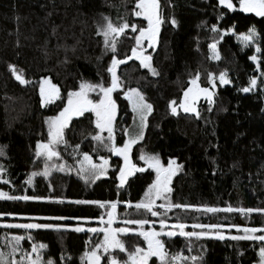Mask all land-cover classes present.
<instances>
[{"label":"trees","instance_id":"obj_1","mask_svg":"<svg viewBox=\"0 0 264 264\" xmlns=\"http://www.w3.org/2000/svg\"><path fill=\"white\" fill-rule=\"evenodd\" d=\"M135 0H0V146L6 155L0 157V165L6 171L0 182V192L13 196H29L31 200L0 199V222H32L59 226L48 229L19 231L0 227V248L6 238L22 235L21 247L30 251L33 244H46L44 260L55 264H84L81 259L91 245L100 240L86 231L76 232L74 226L82 221L86 225L106 218L110 207L101 208L96 203L78 204L73 201L116 202L118 220L149 219L143 210L127 207L140 202L153 182L151 169L136 172L127 183L119 186L120 159L114 157L100 142L92 139L101 134L95 126L93 113L72 117L64 130L65 144L55 150L59 159L48 161L50 175L32 177L33 172H43L45 158L36 157V146L47 140L45 121L63 106L70 92L79 89L82 82L91 84L111 83L108 71L112 59H126L134 48L132 37L137 32L126 30L117 41L115 53L105 48L104 38L98 32L105 17L114 24L125 20L137 25L144 23L133 18ZM233 3L239 9L238 0ZM160 25L155 47H149L152 67L159 75L141 68L135 59L128 60L117 71L121 87L112 93L117 105L113 125L115 144L123 146L126 131L133 122V113L126 98L128 89H138L147 103L152 105L143 130V139L133 145L132 162L142 166L141 154L159 155L167 164L175 159L183 169L171 182L169 194L172 203L190 205L187 210L172 209L162 215L172 223L193 225H225V237L242 235L230 227H264V213L240 212L207 213L206 207L264 209V17L240 10L231 11L219 4V0H160ZM175 20L176 23H171ZM217 26L220 31L211 29ZM255 28L258 36L245 46L240 39ZM227 32V35H223ZM223 36L222 39L220 37ZM216 43L220 59H213L210 47ZM259 47L260 52L255 49ZM252 56L258 60L253 61ZM16 66L29 84L15 79L10 66ZM129 78L126 80L124 73ZM221 73L230 83L222 84ZM199 74L198 84L213 92L209 104L200 94L196 108L200 115L185 113L179 108L178 115L171 112L170 102L177 107L183 102V94L190 81ZM211 77L215 78V87ZM49 78L60 90V99L43 104L40 82ZM256 88L249 92L241 89ZM105 138L107 133H102ZM104 144L110 145L107 139ZM79 145L77 149L76 146ZM83 153L93 161L101 157L109 160L106 176L95 182L85 183L78 174L77 165ZM65 166L58 171L54 165ZM167 204V201L162 200ZM197 209H200L199 211ZM165 211V210H164ZM162 211L161 213H164ZM64 219H56V218ZM215 230H211L213 232ZM31 236L32 239H27ZM126 239L129 249L144 243L132 235ZM91 241V244L89 243ZM170 256L183 253L196 256L193 262L177 261L174 264H260L258 241L218 239L203 237L191 240L175 236L164 240ZM191 243V251L188 245ZM20 260V253L15 256ZM101 264H107L102 257ZM149 264H160L152 258Z\"/></svg>","mask_w":264,"mask_h":264},{"label":"snow or ice","instance_id":"obj_2","mask_svg":"<svg viewBox=\"0 0 264 264\" xmlns=\"http://www.w3.org/2000/svg\"><path fill=\"white\" fill-rule=\"evenodd\" d=\"M239 9L233 3V0H219V4L225 6L231 11H243L248 13H254L256 16L264 17V0H238ZM133 15L136 17H142L147 21V27L139 29V35L134 37L136 42V47L132 48L131 55L126 59L113 58L111 66L108 71L111 73V85L109 87H104L103 84H91L88 82H82L79 86V91L70 92L67 98V106L59 113L58 116L50 117L46 121L48 125V140L47 142L41 141L37 144L36 157L45 158V169L43 172H33L27 183H32V177L48 176L50 175V170L47 162L52 161L53 158H61L60 152L55 150V146L59 144H65L64 140V130L69 126L73 116H84L85 113H95L96 121L95 126L100 130V133L107 131L108 136L105 138L101 134L94 135L93 140L100 142V144L107 148L108 151L114 153L116 156L123 157V166L118 170L119 186L123 187L127 183L129 176L134 175L136 172H144L148 169H151L155 172V180L152 184L149 185L146 192L144 193V199L140 202L133 205L131 202H127V207L135 208L136 210H143V212L150 214L152 217H161L162 215L166 216L167 212L172 209H189L190 205L172 203L170 201L169 194L172 192L171 182L175 175L178 174L180 170L183 169V165L179 164L177 160L170 159L165 165L159 155H149L141 154L140 160L145 161L147 164V169L143 167H137L136 164L132 163L130 158L131 150L133 145L137 144L140 140L143 139V127L147 115L152 112V105L147 103L143 94L135 88L128 89L126 96L132 102V110L137 114L140 120V131H138L134 136H130L129 139L121 147H117L115 144L114 136V121L117 115V105L112 98V93L121 87L120 77L117 75V69L121 64H125L128 60L137 59L140 61L141 65L144 68L150 69L152 75H159L155 68L151 66V55L144 54V45L143 41H148V47H154L158 34L160 31V25L163 23L162 15L160 13V0H137L133 9ZM105 23L101 26L99 35H102L104 38L105 48L115 53L117 51V41L119 37L126 34V30L129 28L132 32H137V27L135 25H130L126 20L120 24H114L111 19L108 17L104 18ZM171 23L175 24L176 21L172 20ZM213 32H218L220 29L217 26H213L211 29ZM227 32H224L223 35H227ZM258 34L255 28L249 30L247 34H242L240 39L244 42L245 46H249L256 38ZM223 36L220 37L222 39ZM213 52V59H220L217 52L216 43L210 45ZM257 52H260L261 49L256 47ZM253 61H257V56H252ZM10 70L15 76V79L18 80L21 84H29L31 81H28L24 78L23 73L16 68V66H10ZM212 80V86L215 87V78L210 76ZM219 80L222 84L230 83L226 79V74L221 73ZM199 74L194 76L190 81L192 87H189L187 91L183 94V102L178 106L185 113H193L199 117L200 113L196 108V101L200 94H204L208 99L209 104L213 103V92L208 88H202L198 84ZM257 80H251V87L243 88L241 91L249 92L252 89L256 88ZM99 90V93H102V97L98 101H93L89 98L88 93L96 92ZM40 95L43 100V104L46 106L50 103H54L56 100L60 99V90L55 85L52 84L49 78H44L40 82ZM171 112L174 115H178L177 103L175 100L170 102ZM107 139L111 142L110 145L104 144V140ZM67 146V145H66ZM79 148V145L76 146ZM6 155L4 146H0V157ZM103 162L101 164H96L93 162L92 156L88 153H83V159L79 161L80 171L86 175L83 177L85 183L89 181L95 182V180L100 179L102 176H105L107 173V168L109 166V160L103 157L100 158ZM56 170L64 171L65 166L54 165ZM6 171L3 165H0V182L4 184L10 183L7 179H2V174ZM0 199L3 200H31L36 199L35 197L29 196H13L9 195L6 192H0ZM157 200H165L167 204L161 203L158 206L156 205ZM73 203L78 204H87V203H96L101 208L110 207V211L106 213L107 219L105 220L104 216H101L100 222L106 227L100 228H88L75 227L74 231L84 232L88 231L91 233H100L102 234V240L97 241L95 244H92V250L86 251L81 257L82 260L88 262V264H101L102 256L99 254L101 250L104 254H110L113 251L119 250V252L127 251L125 243L119 238L121 234L128 235L130 232L134 231L129 228H113L112 224L116 219V209L119 201L116 202H96V201H73ZM156 207L164 209V213L154 210ZM198 211L200 209H197ZM202 211L207 213H217V212H240L244 214H250L254 211L264 213V209H244V208H215V207H206ZM64 219V218H56ZM156 221H150L149 219H126L123 221L126 225H138L140 231L138 235L143 237L144 241L147 243L146 249L143 247H136L134 250L128 252V259L125 261H120L117 257L113 256L109 261V264H149L151 258L156 257L160 264H174L177 261H187L191 260L195 262L198 258L196 256H185L183 253H178L175 255L169 254L166 249L165 242L160 237L172 238L175 236H182L189 240L195 237L197 240L205 236H209L211 230L216 231V238L225 239L230 238L232 240H252L258 241L261 244H264V227H243L239 228L236 225H231L230 227L236 228L238 231H241L242 235H233L231 237H225L222 235L219 230L224 228L225 225L221 224H202L195 223L191 227L196 229H208L209 231H185L188 227L185 223H176L173 225H168L166 219H160L159 224L161 230L157 231L154 228L150 230H144L145 225L153 224ZM9 228H22V229H48L55 228L57 231L60 230L59 226L49 225V224H38V223H28V224H9L5 225ZM165 228H171L174 230L164 231ZM178 230V231H176ZM257 233H261L257 235ZM7 239V238H6ZM26 239L25 236L18 235L13 236L8 240V244L11 247V250L8 253L0 251V264H55L51 259L44 260L43 250L47 248L46 244H33L30 251H25L21 247V241ZM27 239L31 240L32 237L28 236ZM91 244V241H89ZM192 245L189 243L188 250L191 251ZM17 253H20V260L17 261L15 256ZM260 264H264V246L259 248Z\"/></svg>","mask_w":264,"mask_h":264},{"label":"rangeland","instance_id":"obj_3","mask_svg":"<svg viewBox=\"0 0 264 264\" xmlns=\"http://www.w3.org/2000/svg\"><path fill=\"white\" fill-rule=\"evenodd\" d=\"M128 1H130V0H128ZM136 2H137V0H135ZM135 2V3H136ZM135 5V4H134ZM133 18H138V19H140V20H142V23L141 24H143L144 22V25H143V27L142 28H145V27H147V21L146 20H144L142 17H136L135 15H133ZM133 25H135V24H133ZM136 27H137V25H135ZM129 30H131L130 28H129ZM139 35V29L137 30V34L136 35H134L133 37H132V40H133V42H134V47H136V42H135V39H134V37H136V36H138ZM120 38V37H119ZM143 45H144V54L145 55H151V52L152 51H150V50H148V41H143ZM155 47V46H154ZM151 48H153V47H151ZM138 63H139V65H140V67L141 68H144L142 65H141V63H140V61L139 60H137V59H135ZM122 65V64H121ZM121 65L118 67V69H117V71H119V70H121L120 68H121ZM111 66V65H110ZM151 66H152V60H151ZM144 69H146V70H149L150 71V69H147V68H144ZM127 73H124V77L126 78V80L129 78V76H127L128 75V71H126ZM110 73V72H109ZM110 78H111V73H110V76H109ZM110 85H111V83H110ZM110 85H108L107 87H109ZM104 87H106V86H104ZM77 91H79V89L77 90ZM88 96H89V98L91 99V100H93V101H98L101 97H102V93H99V90H97L96 92H89L88 93ZM68 98V97H67ZM126 98H127V96H126ZM128 101H129V105H130V109L132 110V102L129 100V99H127ZM198 100V99H197ZM197 102V101H196ZM197 105V104H196ZM67 106V99H66V101H65V103H64V106L55 114V115H53V116H50V117H55V116H58L59 115V113L63 110V108L64 107H66ZM177 109L179 110V107H177ZM132 113H133V122H132V124H131V126L127 129V131H126V141L129 139V137L130 136H134L138 131H140V120H139V117L137 116V114L132 110ZM94 114V116H95V113H93ZM149 115V114H148ZM148 115H147V117H148ZM117 116V115H116ZM50 117H48V118H50ZM48 118L46 119V121L48 120ZM115 119H116V117H115ZM46 121H45V128H46V133H47V140H48V125H47V123H46ZM95 121H96V117H95ZM146 121H147V118H146ZM146 121H145V124H146ZM115 122V121H114ZM98 130V132H100V130L99 129H97ZM143 130H144V127H143ZM103 133H107V131H105V132H103ZM108 134V133H107ZM47 140H46V142H47ZM125 141V142H126ZM55 147H57V145L55 146ZM36 150H37V147H36ZM132 151V150H131ZM83 159V158H82ZM81 159V160H82ZM80 160V161H81ZM140 160V159H139ZM94 163H96V164H101L103 161L100 159V160H98V161H93ZM140 162L143 164L142 166H139V167H143V168H146L147 169V164L145 163V161H143V160H140ZM165 165H167V164H165ZM110 168V165L108 166V168H107V171H108V169ZM120 168H121V164H120ZM77 171H78V174L81 176V177H84L86 174L85 173H82L81 171H80V164H79V162H78V165H77ZM153 171V170H152ZM153 173H154V179H153V181L155 180V172L153 171ZM106 176V175H105ZM133 175H131V176H129L128 177V179L129 178H131ZM102 177H104V176H102ZM128 179H127V181H128ZM83 180H84V178H83ZM118 180H119V178H118ZM85 181V180H84ZM120 183V182H119ZM153 183V182H152ZM151 183V184H152ZM144 199V195H143V198H142V200ZM162 203V200H157L156 201V205L158 206L159 204H161ZM154 210H156V211H159V212H162V211H164V209H161V208H159V207H156ZM148 216H150V218H149V220L150 221H156L155 223H153V224H149V225H145L144 226V230H150V229H155V230H157V231H160L161 230V226H160V224H159V220L160 219H162V216L161 217H152L150 214H148V213H146ZM108 217L106 216V218H105V220L107 219ZM86 222L87 221H82L81 223H78V224H76V225H74V226H71V228L72 229H74L75 227H83V228H85V229H88V228H100V227H106L107 225H104V224H102L101 222H100V220H97V221H90V222H93L92 224H88V225H86ZM28 223H32V222H21V221H14V222H11V223H3V222H0V227H6L5 225H9V224H28ZM167 223H168V225H173V224H176L175 222L174 223H172V222H168L167 221ZM112 227L113 228H129V229H132V230H134V231H132V232H130L129 233V235H132L133 237H136V238H138L140 241H142L143 243H144V245L143 246H139V245H133V246H131L129 249L127 248V245H126V239L125 240H123L121 237L122 236H126V235H123V234H121L120 236H119V238L125 243V247H126V249H127V251H125V252H119V250H116V251H113V252H111L110 254H104L103 253V251L101 250V252L99 253L102 257H105L106 258V263L107 264H109V261L111 260V258L113 257V256H115V257H117L120 261H125V260H127L128 259V252H130V251H132V250H134L136 247H143V248H145L146 249V247H147V243H146V241H144V239H143V237H141V236H139L138 235V232L140 231V229H139V226L138 225H126V224H124L123 223V220H118L117 218L115 219V221H114V223L112 224ZM6 228H9V227H6ZM13 229H16V230H19V231H23V230H29V229H22V228H14L13 227ZM170 230H174V229H171V228H165L164 229V231H170ZM176 231H178V230H176ZM185 231H196V232H199V231H209L208 229H196V228H193V227H191V225L189 226V227H187L186 229H185ZM216 231L217 230H215V231H213V232H210V235L209 236H205V237H216ZM90 236L91 235H94V237H97L98 235H101V237H100V240H102V234H100V233H96V234H94V233H91V232H88V231H86ZM219 232L222 234V235H226L224 232H223V229H220L219 230ZM261 233H257V235H260ZM178 236V235H177ZM161 239H163V240H168V239H172V238H174V237H172V238H168V237H160ZM8 240H10V238L9 239H6V241H5V247H7V246H10L9 244H8ZM0 251H3L4 252V250H2L1 248H0ZM91 251V250H90ZM154 259H156V261H158V262H160L156 257H153ZM258 258H259V263H260V256H259V253H258ZM152 259V258H151ZM151 259H150V261H151ZM150 261H149V263H150ZM102 262V261H101ZM181 262V261H180ZM84 264H88V262L87 261H85L84 260Z\"/></svg>","mask_w":264,"mask_h":264},{"label":"water","instance_id":"obj_4","mask_svg":"<svg viewBox=\"0 0 264 264\" xmlns=\"http://www.w3.org/2000/svg\"><path fill=\"white\" fill-rule=\"evenodd\" d=\"M73 117H75V116H73ZM111 153H112V152H111ZM112 155H113L114 157L120 159V161H121V167H122V166H123V163H124V161H123V157L116 156L114 153H112ZM130 158H131V155H130ZM131 160H132V158H131ZM132 163H133V162H132Z\"/></svg>","mask_w":264,"mask_h":264}]
</instances>
